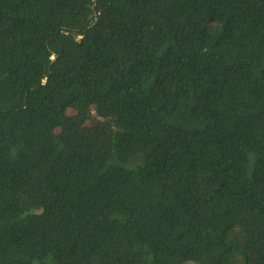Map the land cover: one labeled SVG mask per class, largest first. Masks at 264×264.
<instances>
[{
	"label": "trees",
	"instance_id": "1",
	"mask_svg": "<svg viewBox=\"0 0 264 264\" xmlns=\"http://www.w3.org/2000/svg\"><path fill=\"white\" fill-rule=\"evenodd\" d=\"M189 263L264 264V0H0V264Z\"/></svg>",
	"mask_w": 264,
	"mask_h": 264
},
{
	"label": "rangeland",
	"instance_id": "2",
	"mask_svg": "<svg viewBox=\"0 0 264 264\" xmlns=\"http://www.w3.org/2000/svg\"><path fill=\"white\" fill-rule=\"evenodd\" d=\"M73 114H75V113H73ZM83 126H84L85 130H88V124L85 123ZM189 264H192V263H189Z\"/></svg>",
	"mask_w": 264,
	"mask_h": 264
}]
</instances>
